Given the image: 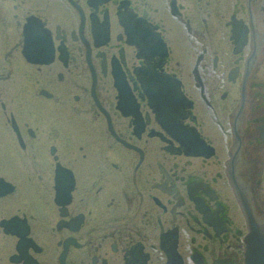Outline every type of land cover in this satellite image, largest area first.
I'll return each instance as SVG.
<instances>
[{"label": "flooded vegetation", "instance_id": "flooded-vegetation-1", "mask_svg": "<svg viewBox=\"0 0 264 264\" xmlns=\"http://www.w3.org/2000/svg\"><path fill=\"white\" fill-rule=\"evenodd\" d=\"M240 196L264 0H0V264H246Z\"/></svg>", "mask_w": 264, "mask_h": 264}, {"label": "water", "instance_id": "water-1", "mask_svg": "<svg viewBox=\"0 0 264 264\" xmlns=\"http://www.w3.org/2000/svg\"><path fill=\"white\" fill-rule=\"evenodd\" d=\"M253 214L249 215L252 216ZM264 244V233L261 232L258 225L251 221L250 235L247 239V264H264V248L261 245ZM263 251L262 257L258 258V253Z\"/></svg>", "mask_w": 264, "mask_h": 264}]
</instances>
